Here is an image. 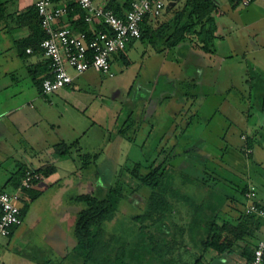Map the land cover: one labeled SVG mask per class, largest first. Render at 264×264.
Returning <instances> with one entry per match:
<instances>
[{
    "label": "rangeland",
    "instance_id": "1",
    "mask_svg": "<svg viewBox=\"0 0 264 264\" xmlns=\"http://www.w3.org/2000/svg\"><path fill=\"white\" fill-rule=\"evenodd\" d=\"M163 1L165 5L159 17L166 20L171 13L166 10L168 0ZM1 3L5 4L3 12L6 13L7 9L11 11L16 7L18 0H0ZM262 7L264 9V4ZM216 17L222 31V26H227L230 30L236 28L235 35L238 37L245 34L246 38L250 35L264 41L263 21L258 24L259 27L251 24L240 27V23L228 11L218 10ZM4 25L5 20L0 16V26ZM124 50L128 63L125 64L119 57L114 59L111 64L113 75L94 69L84 71L76 78L73 95L71 92L66 97L55 94L61 88L46 98L43 97L30 75L25 58L16 54V48L12 47V44L10 49H5L7 59L0 58V82H4V85L0 86V115L8 111L4 116H0V188L5 187L9 191L14 189L9 179L19 163L27 162L20 149L33 152L38 151L40 146L54 152L50 157H58L57 161H50L55 166V171L42 179L43 189L39 195L28 201L26 211V220H33L34 224L31 226L35 225L36 228L35 233L32 232L35 235L33 239L43 248L41 252L36 253L39 255V264H154L152 258L149 259L150 254L142 248L146 243L137 238L138 224L131 218L143 210L149 192L148 187L138 183L139 181L128 173L136 163L141 168L139 170L144 171L150 163L165 161V185L170 186L169 189L177 188L187 197H179L181 194L178 198L172 196V204L177 213L174 211L171 217L167 218L179 229L176 237L182 236L185 241L183 246L175 250V261L178 264L191 263L201 253L200 247L192 246L194 243L191 244L188 239V226L190 215L195 210L193 204L203 202L204 205L198 207L197 215L202 220L210 218L208 208L205 209V201H209L212 188L217 190L223 199L228 192L245 201L241 193L234 189L236 186L232 182L241 184V176L236 174H242V171L248 168L257 191L264 195V160H250L241 150L233 152L226 146V142H229L240 147L243 139L240 132L248 129L244 123H237L232 129L233 126L230 127L224 119L227 115L225 113H229L231 106L237 102L241 107L249 108L250 104L255 102L253 96L247 97L246 92L244 97H240V91L233 89L225 96V101L220 96H210L209 93L205 95L201 92V95L193 100V105L190 100L187 103V106L191 105L189 111L178 117L186 120L196 106L201 107L192 124L186 127V131L196 138L192 142H188L187 138L182 139L183 143L179 144L173 134L178 135L181 128L177 127L178 120L173 121L172 112L177 111V100L181 99L177 94H174V98L161 100L157 97L160 95V89L165 86L162 81L157 85L155 80H163L164 68L173 67L170 58L164 63V58L168 57L164 52V42L158 37L155 43L149 42L148 38L135 39L127 43ZM260 53L253 51L249 65L244 63L248 75L252 76L254 73L253 67L263 73L264 52ZM248 75L244 76L241 82L247 91L251 89L245 80L249 78ZM262 76L264 77V73ZM235 101L236 103H233ZM217 108L221 111L215 112ZM35 113L41 115L40 118ZM121 130L126 131L123 133ZM58 143L67 146L68 152L65 155H56L55 146ZM257 145L264 150L263 145L258 142L256 147ZM84 153L89 157L84 156ZM218 157L220 161L217 165L214 158ZM215 168L228 179L227 187L221 186L224 183H214L208 175ZM110 186L116 187L124 195H120L112 219L102 223L101 235L97 236L99 246L93 250V253L99 255V262H95L92 257L86 256L84 251L75 247L74 229L78 211L86 206L85 202L75 201V196L78 193L101 196ZM77 204H80V207H77ZM221 210L223 211V207ZM180 212L184 215L180 216ZM60 223L63 232L68 234H65L66 240L62 245L64 249L60 251V246H57V251L55 247L51 250L48 246V234L60 231ZM199 229L201 226H195L193 234L195 231L201 234ZM38 233L39 236L36 235ZM51 240L50 244L55 245ZM123 241L126 255L124 258L118 256L114 260ZM105 248L110 254L108 259L103 253ZM210 255H206L205 259ZM155 262L160 263L158 255ZM208 264L245 262L240 256L215 255L209 258Z\"/></svg>",
    "mask_w": 264,
    "mask_h": 264
},
{
    "label": "trees",
    "instance_id": "2",
    "mask_svg": "<svg viewBox=\"0 0 264 264\" xmlns=\"http://www.w3.org/2000/svg\"><path fill=\"white\" fill-rule=\"evenodd\" d=\"M229 1L232 4L234 2L233 0ZM130 2L127 3L128 8L130 6ZM235 4L237 5V3ZM105 6L113 9L117 15L123 14L121 9L115 3V0H107ZM218 10L219 6L215 0H177L176 4L172 5L168 9L171 13V16L168 19L159 21V16L151 17L146 15L144 17L140 25L141 35L138 39L148 38L149 42L155 43L158 37L164 42L165 49L166 47L175 46L178 42L188 38L193 41V45L196 48L201 49L204 52L212 53L215 51V40L219 37L215 21V14ZM75 12H80L78 7L75 8ZM72 14L73 12L68 10L66 16V20L68 22L71 24L74 23V26L77 27V29H88L87 23L83 22L81 19L76 22L70 19ZM13 16L16 23L24 21L28 16L31 18L30 22L33 20L31 26L33 28L32 35H34V37L21 39L17 42L18 55L25 53L27 45L32 43L33 40V45L36 47L34 49H37V43L45 36V33L41 27L35 3L26 7L22 12H14ZM97 27L99 29H106L102 24H99ZM124 49L112 56L113 58L111 59V63L118 57L121 58L125 64L128 63V58ZM48 62V59L42 62L47 70ZM42 79L43 77L35 80V84L39 88V91L41 90ZM121 131L124 133L126 130ZM243 135L245 138L242 147L246 145L251 149L247 153L243 149L246 153L245 155H247L248 159H250L252 147L254 145L253 138L255 133L253 132L248 135ZM55 149L60 156L65 155L68 152L67 146L63 143L56 144ZM83 155L89 157L87 153H84ZM165 165V161L157 163L154 162L148 164L144 171H140L139 169L141 168L139 164L136 163L128 172L130 176L139 181L138 183L149 188L143 210L134 214L131 218L137 222V238H139L141 242L146 243V245H142V248L144 247L146 252L150 254L149 259L152 258V262L154 264H157L155 262V257L157 255L158 262H160L158 264L177 263L174 256L175 250L177 247L183 246L185 242L182 236L176 237L177 231L179 230L176 228L177 225H172L171 221L169 222V220H167V218L171 217L172 212L176 211L171 198L172 196L178 198L180 192L178 193L174 189H169L168 187L170 186L165 185V177H167L165 174ZM203 167L206 168L204 165ZM27 168H32L35 172H38L41 175L40 180L55 171V166L52 163L40 167H32L27 166L24 163H19L16 171L9 179L13 188H16L19 185ZM207 172L208 171H206V173ZM208 175L211 176V173ZM232 183L236 186H234V189H237L241 193L245 201H243V199L239 200L234 194L226 193V196L220 206H217L216 208L213 207L211 209L205 207V209L208 208L207 211L210 212V218H207L206 220H202L200 216L197 215V212H199L198 207L195 206V208L193 206L195 210L190 216L188 239L191 244L194 243L192 246L200 247L201 253L194 259L193 262H182V264H208L210 257L205 259L206 255L212 253L216 255H234L236 253L243 258L245 264L250 263L254 247L260 239H257V236L259 235L261 227H264V220L255 213L246 212V191L253 186L256 192V196L253 201L259 206L264 207V204L257 200V189L253 183ZM42 189L43 187H31L22 191V216L27 211L28 201L39 195ZM2 190L4 189L0 188V191ZM121 194V197H123L124 194L122 192H119L116 187L110 186L101 196L90 193H81L75 196L76 200L85 202L86 205L78 211V218L74 229L76 236L75 247L78 249L80 248L79 250L84 251V253H86L85 255L92 257L94 261L96 260L99 262L97 257L99 255L96 254V252L93 253V250L99 246L97 236L101 235L102 223L105 220L112 219L113 214L118 207ZM183 195L184 194L181 193L179 197H186ZM222 207L223 211L221 210ZM218 214H222V217H219ZM195 226H201V229H199L201 234L197 233V231L193 234V228ZM197 234L200 239L197 238V240H195L194 237ZM123 245L124 241L120 246V250L115 254L114 260L117 259L118 256L123 258L125 257L126 249L125 245ZM107 252L108 249L105 248L103 253L106 259H108L110 255ZM205 252L207 253L205 254ZM155 253L157 254L155 255ZM166 253H169L170 255L168 256ZM143 256H141V258Z\"/></svg>",
    "mask_w": 264,
    "mask_h": 264
},
{
    "label": "crops",
    "instance_id": "3",
    "mask_svg": "<svg viewBox=\"0 0 264 264\" xmlns=\"http://www.w3.org/2000/svg\"><path fill=\"white\" fill-rule=\"evenodd\" d=\"M36 1L37 0H18L16 7L11 11L7 9L6 13L3 12V5L5 4L3 3L2 5H0L1 7L0 16L5 20V25L0 26V58L8 57V54L5 52V49H10L11 44L12 47L14 46L16 48V54L18 55L17 42H19V40L21 39L34 37V35H32L33 28L31 26L33 20L32 22H30L31 18L28 16L24 21H21L20 23H16L13 13L22 12L26 7L33 5ZM130 1L131 0H115V3L118 5L121 11L124 12L128 8L127 3ZM215 1L217 2L219 6V10L221 12L228 11L231 16L237 19V21L240 23V27H245L249 24L253 26L256 25L257 27H259L258 24L262 21L264 22V9L262 7L264 4V0L255 1L253 2L255 3V5L251 3L250 5L245 7L236 5L234 2L233 4L235 5H233L229 0H215ZM94 2H96L97 4L105 5L107 0L104 1L94 0ZM170 7L171 6L166 5V10H168ZM216 18L215 21L217 24V32H218L217 34L219 37H217L215 40L214 52L208 53L202 51L201 49L196 48L193 45V41H191L188 38L186 40H182L178 42L175 46L166 47L164 49V52L168 54V57L166 56L164 58V63L166 64L168 58H170L172 61L170 62L172 63L173 67L166 69L164 68L163 73H165L164 74L165 78L163 80L161 79L155 80V83H157V85L160 83V81H162L163 86H165L162 89H160L161 90L159 91L160 95H157V97L159 100H161L170 97L174 98V94L175 95L177 94V97L181 99V100H177L179 101L177 105L178 108L177 111H173L172 113L174 118L173 121L175 122L178 120L179 123L176 122V124H179L177 127L181 128V132L178 133V135L173 134V136L175 135L174 137L175 139H177L178 143L182 144L183 143L182 139L187 138L188 142L190 141L192 142V140L196 138L195 136L193 137L191 133L186 131V127L188 128L190 124H192L193 120L195 119L194 116H197L199 110L201 109V107L196 106V109L192 112V114L189 116L188 119L187 117L186 120L185 119L183 120V117L179 119L178 117L181 114H185L189 111L191 106V105L187 106L189 100L190 103L192 102L191 104L193 105L195 101L194 99L197 98L198 95H201V92H203L205 95L209 93L210 96H215V97L220 96L222 97V100L225 101H227L225 99L226 98L225 96L229 95V93L233 89L240 91V95H241L240 97H244L247 92L248 95L247 97L251 98L253 96V100L255 102L251 103V100L249 99V104L250 103L251 104L249 108L246 109L244 107H241L238 104V102L236 105L233 104L231 106L232 110L229 113H225L227 115L224 116V119L228 122V125L230 127L233 126L232 129L236 127L237 123L245 124V128H247L248 130L241 131L240 132L241 137L243 134L248 135L253 132L255 133L253 138L254 145L252 147L250 160H252L251 158H254L255 160L257 158L264 160L263 148H259L258 145L256 147L257 142L258 144L264 146V131H263L264 130L263 78L264 77L262 76L264 70L262 73L259 72L255 67H253L254 73H252L251 76L250 74L249 75L247 74L248 72L247 66L246 67L244 66V63L249 65L250 57H253L252 56L253 51H256L258 54L260 52H261L260 54H263L264 41L253 38L250 35L246 38L245 34L243 36L241 35V37H238L235 35L236 28L230 30L227 26H222L224 28V30L222 31L221 25ZM158 20L162 21L160 17L158 18ZM257 29L259 28H256V30ZM40 41L37 43L38 44L37 49H34L36 47L35 45H33L34 43L33 40L32 43L27 45L25 49V53H23L22 55H18L20 57L25 58L27 62V67L30 71V75L34 83L36 79H41L42 77H44L48 71L45 65L42 64V62L46 59L40 48ZM27 48H31V51H27ZM251 48L253 50H251ZM253 60L256 59L253 58ZM246 75H248L249 77L245 79L251 88L249 89V91L243 88V85L241 83L244 80V76ZM78 76L79 75H76L70 84L61 87V90H58L57 92H55V94L58 95L59 97H66L70 95V93L72 92L71 95H73L74 83ZM2 85H4L3 81L0 82V86ZM154 90L155 88L153 87L152 91ZM233 103H236V101ZM14 109H16V107ZM218 110L221 111L220 109L217 108L215 112H217ZM7 113L8 111H5L0 116H4V114ZM35 114L36 116L39 115L37 113ZM40 116L41 115H39V118ZM225 136L226 135L224 133V137ZM243 139H242V143L239 145L240 147L231 145L232 143L229 142L228 143L226 142V146L227 148L229 147V149H231V151L233 152H237V150L239 151L241 150L245 155L247 152L245 153L242 147V145L244 144ZM188 142L186 143L184 142V144H187ZM19 151L23 153L24 157H26L27 162H25L24 164L27 166L40 167L49 164L50 161L58 160V157L57 158H55L54 156L50 157L52 156L51 154H54V152L52 153L48 149L40 146H38V151L34 150L33 152H25L24 150L21 149ZM56 155L58 156L57 150H56ZM214 159H215L214 160L215 164L218 165L220 158L218 157ZM238 175L241 176L239 178L242 180L243 184L244 183L247 184L249 182L253 183L251 179L252 174L248 168L242 171V174L240 173L236 174V176ZM210 177L214 180V183L216 184L224 183L221 186L227 187L226 183L228 182V179L224 178L223 175L220 174L217 168L211 171ZM48 178L49 176L46 177V179ZM260 181H262V179ZM47 183L50 184V181H48ZM42 184L43 183L41 180L38 186L42 188L43 187ZM2 188L4 190H7L5 187ZM174 190L177 191L178 193L180 192L177 188H174ZM223 200L224 199L221 197L220 193L217 190H213L212 188V191L210 192L209 201L208 202L205 201L206 203L205 207H208L210 209L213 207L216 208L217 206H220L222 204ZM257 200L262 204H264V195L263 196L260 195L258 191H257ZM75 201H79V200H75ZM202 205H204L203 202H201L200 204L197 203L196 205L193 204V206H197V207H202ZM77 207H80V204H77ZM174 213H177V211H175ZM182 215H184V213L180 212V216ZM220 216L222 217V215ZM32 224H34L33 220L32 221L31 219L26 220V212H25V214L23 215L22 222L18 225H15L12 228L11 233L1 240L0 264H39L38 263L39 255H37L36 253L41 252L43 248L39 244H37L33 239V236L35 235L32 234V232L35 233L36 228L35 225L31 226ZM59 228L60 231L56 230L50 235L48 234V246L50 249L55 247L54 249L56 251H57V246H60L61 249L59 250L63 251L64 246L62 245H64V241L66 240L65 234L66 235L68 234L63 232V229L61 228V223L59 224ZM259 234L261 235L257 239L264 237V227H261ZM36 235L39 236V233ZM197 238L200 239L199 236L194 237L195 240H197ZM50 239H52L55 242V245L50 244L49 242ZM178 248L179 247H177L176 250H178ZM215 255L216 254L212 253L210 257ZM235 255L239 256L238 254L235 253L234 255H230V257L233 256L236 257ZM219 256H229V255L219 254Z\"/></svg>",
    "mask_w": 264,
    "mask_h": 264
},
{
    "label": "built area",
    "instance_id": "4",
    "mask_svg": "<svg viewBox=\"0 0 264 264\" xmlns=\"http://www.w3.org/2000/svg\"><path fill=\"white\" fill-rule=\"evenodd\" d=\"M233 1L245 7L258 0ZM35 5L45 33L40 48L49 60L40 90L46 98L88 69L113 75L112 56L124 49L130 40L138 39L144 17L159 16L165 3L163 0H131L129 8L122 15H117L113 9L97 4L94 0H37ZM76 7L80 12H75ZM68 10L73 12L70 19L75 22L81 19L88 24V29H77L74 23L68 22ZM99 24L106 29H99ZM27 51H31V48H27ZM242 137L245 138L244 135ZM243 149L246 152L251 150L246 145ZM40 179L38 172L27 168L16 188L0 191V242L15 225L22 222V191L39 187ZM245 196L246 212L255 213L264 220V207L253 201L255 188L251 186ZM249 264H264V237L257 241Z\"/></svg>",
    "mask_w": 264,
    "mask_h": 264
},
{
    "label": "water",
    "instance_id": "5",
    "mask_svg": "<svg viewBox=\"0 0 264 264\" xmlns=\"http://www.w3.org/2000/svg\"><path fill=\"white\" fill-rule=\"evenodd\" d=\"M177 0H169L167 6H172L176 3Z\"/></svg>",
    "mask_w": 264,
    "mask_h": 264
}]
</instances>
